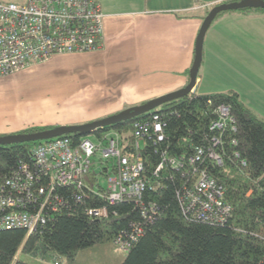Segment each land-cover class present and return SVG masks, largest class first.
Here are the masks:
<instances>
[{
    "label": "trees",
    "instance_id": "1",
    "mask_svg": "<svg viewBox=\"0 0 264 264\" xmlns=\"http://www.w3.org/2000/svg\"><path fill=\"white\" fill-rule=\"evenodd\" d=\"M230 1L233 0L226 2ZM245 10L264 12L263 9L250 8L237 11ZM209 101L213 105H209ZM220 104L229 105L235 119V132L224 131L222 136L227 152H239L246 166L236 168L226 160L218 168L204 159L202 167L224 185L226 199L232 206L226 221L211 223L191 219L182 213L178 193L184 179L179 172L168 168L160 172V177L156 179L153 171L162 160V154L180 155L182 152L188 155L196 148L205 150L211 139L210 111ZM152 112L161 114L164 138L158 141L151 132L139 152H142L149 187L143 202L147 210L149 204H155L157 215L154 220L151 223L144 221L132 200L107 205V219L90 218L87 209L105 203L94 193L78 195L72 187H59L55 191L65 206L54 213L45 225L31 234L23 229L0 230V264H30L19 258V250L39 257L41 261H47L48 254H57L71 261L78 251L103 240H112L119 230L131 234V222L139 223L143 233L128 251L122 252L125 256L120 264H264V119L246 106L233 90L207 95L194 93L164 103ZM149 114L93 132L95 135L111 130L120 133L125 152L130 150L129 145L135 140L133 123ZM48 128L52 127H34L23 132ZM85 135L88 134L67 137L78 140ZM230 139H234L235 145L230 144ZM38 143L40 141L0 145V188L18 161H27L32 147ZM103 170L104 167L98 169L97 166L92 169L86 178L90 187L98 175L103 176ZM98 186L105 188L100 184ZM77 196L80 200L76 199Z\"/></svg>",
    "mask_w": 264,
    "mask_h": 264
},
{
    "label": "built area",
    "instance_id": "2",
    "mask_svg": "<svg viewBox=\"0 0 264 264\" xmlns=\"http://www.w3.org/2000/svg\"><path fill=\"white\" fill-rule=\"evenodd\" d=\"M103 36V14L98 0L0 1V77L45 63L58 55L101 50ZM192 94L194 91L189 95ZM152 111L145 119L133 123L135 140L125 152L120 133L112 130L99 135L92 132L78 140L60 136L32 147L29 159L18 161L0 188V229H24L31 233L45 225L65 206L55 191L59 187H72L78 195L94 193L102 200L103 206L87 209L90 218L107 219V205L132 200L140 217L151 223L157 208L149 204L147 210L143 202L149 187L139 149L146 145L151 132L158 141L164 138L161 114ZM210 113L211 139L206 149L196 148L188 155L162 154L153 174L158 179L159 173L168 168L179 172L184 179L178 193L182 213L194 220L222 223L230 216L232 206L226 199L224 185L202 167L204 159L218 168L226 160L236 168L246 166V161L236 150L228 153L222 138L224 131L236 130L230 106L216 105ZM89 135H94V140ZM229 141L235 145L234 139ZM96 159L104 166L106 187L103 189L99 188L97 177L92 187L86 180ZM76 199L80 200V196ZM130 224L131 234L119 230L111 240L120 252L128 251L143 233L139 223Z\"/></svg>",
    "mask_w": 264,
    "mask_h": 264
},
{
    "label": "crops",
    "instance_id": "3",
    "mask_svg": "<svg viewBox=\"0 0 264 264\" xmlns=\"http://www.w3.org/2000/svg\"><path fill=\"white\" fill-rule=\"evenodd\" d=\"M226 1L98 0L103 14L102 49L68 55L73 59L82 58L85 62L83 69L94 76L95 81L88 86L94 93L91 92L94 106L88 115L72 113L66 120L55 119L53 122L67 125L95 121L184 87L188 83L195 40L203 18L214 5ZM209 28L203 48L208 40L211 53L213 47L226 49L224 40L227 39L224 35L221 37L223 32H211ZM227 56L230 59L228 53L214 55L215 64L221 65L222 60L225 66ZM203 58L204 50L202 62ZM52 60L51 64L56 61L55 57ZM199 79L201 81V77L196 80L198 85ZM253 86L248 88L244 97L239 93V98L264 119V88L255 92ZM0 119V135L15 133L26 125L44 121L38 117L10 124L2 119L1 114Z\"/></svg>",
    "mask_w": 264,
    "mask_h": 264
},
{
    "label": "rangeland",
    "instance_id": "4",
    "mask_svg": "<svg viewBox=\"0 0 264 264\" xmlns=\"http://www.w3.org/2000/svg\"><path fill=\"white\" fill-rule=\"evenodd\" d=\"M1 2H25V0H0ZM211 32H223L224 45L221 49L208 50L204 45L203 64L199 69V85L196 95L233 90L238 95L249 92L250 86L259 91L264 88V12L256 10L225 11L210 25ZM228 44H227V43ZM229 54L225 66L215 64L214 55ZM224 57V55L222 56ZM53 59V58H52ZM37 64L23 71L0 77V114L10 124L19 120H34L42 117L43 123L26 125L22 130L34 127H57L55 119L66 120L69 114H90L93 105V92L88 86L95 81L94 76L85 70L84 60L73 59L68 55L55 56V62ZM53 61V60H52ZM249 76L252 79H249ZM248 80L254 82L248 83ZM93 94H92V93ZM127 109V108H126ZM125 110V109H123ZM121 110V111H123ZM119 111V112H121ZM118 113V112H117ZM115 114V113H114ZM110 116V115H109ZM108 117V116H106ZM105 118V117H103ZM102 119V118H101ZM1 120V119H0ZM24 123L26 121H23ZM72 125V124H67ZM113 133L116 131L112 130ZM14 133H7L10 135ZM94 140V135H89ZM99 184L106 186V178L98 175ZM19 258L30 264H120L125 253L118 251L111 240H103L80 250L69 261L57 254H48L47 261L18 251ZM57 256V257H56ZM45 260V258H42Z\"/></svg>",
    "mask_w": 264,
    "mask_h": 264
},
{
    "label": "water",
    "instance_id": "5",
    "mask_svg": "<svg viewBox=\"0 0 264 264\" xmlns=\"http://www.w3.org/2000/svg\"><path fill=\"white\" fill-rule=\"evenodd\" d=\"M245 8L264 10V0H240L232 2H221L214 5L207 12L205 17L203 18V21L196 36L193 62L188 73V83L184 87L151 99L141 105L127 108L121 112L112 114L108 117L95 121L83 124L60 125L57 127L39 130L35 132H22L10 135H0V145L45 141L63 135L71 134H89L97 129H102L107 126H111L116 123L132 119L139 115L146 114L164 103H168L189 95L194 91L196 86L197 75L202 62L204 37L211 23L221 12L233 10L236 11Z\"/></svg>",
    "mask_w": 264,
    "mask_h": 264
},
{
    "label": "bare ground",
    "instance_id": "6",
    "mask_svg": "<svg viewBox=\"0 0 264 264\" xmlns=\"http://www.w3.org/2000/svg\"><path fill=\"white\" fill-rule=\"evenodd\" d=\"M233 1H236V0H233ZM230 2H232V1H230ZM92 133V132H91ZM91 133H89V134H91ZM63 136H67V135H63ZM41 142V141H40ZM121 143V142H120ZM31 152H32V150H31ZM97 166V168L98 169H100V168H103L100 164H99V161L96 159L95 161H94V163H93V166H92V169L94 168V167H96ZM92 169H91V171H90V173H92ZM106 187V186H105ZM33 197V196H32ZM231 214V213H230ZM0 230H4V229H0ZM10 230H14V229H10ZM24 230V229H23ZM36 231V230H35ZM28 232V231H27ZM31 233H33V232H31ZM30 232H28V234H31ZM54 264H59V262H58V260L57 259H54Z\"/></svg>",
    "mask_w": 264,
    "mask_h": 264
}]
</instances>
